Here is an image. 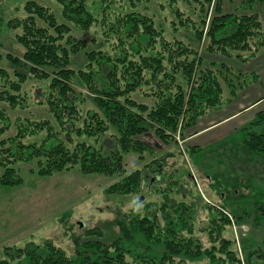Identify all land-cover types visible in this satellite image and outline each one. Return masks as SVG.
<instances>
[{
	"label": "rangeland",
	"instance_id": "obj_1",
	"mask_svg": "<svg viewBox=\"0 0 264 264\" xmlns=\"http://www.w3.org/2000/svg\"><path fill=\"white\" fill-rule=\"evenodd\" d=\"M28 1L45 7L59 24L68 27L69 32L60 41L61 46L69 50V64L63 68L74 70L76 74L89 72L91 66L98 69L99 65L89 62L90 55L112 54L114 37L109 25L130 13L152 18L166 39L183 41L197 51V58L203 65L220 71L228 81H221L226 98H232L230 91L238 92L239 96L247 82L244 78H251L256 67H264L262 2L213 0L205 5L208 14L203 27L202 16L199 17L200 0H84L95 20L85 30L63 17L64 7L57 0H0V160L5 148L12 147L11 140L21 137L26 148L22 150L25 159L27 146L39 148L47 142L49 128L63 139L68 132L64 128L72 124L82 126L81 120L58 123L51 111L48 92L56 78L54 67L36 68L25 59L26 49L19 38L24 35L22 23L32 16L25 9ZM216 5L221 6V14L230 16L258 14L263 29L259 36L250 40V50L233 51L228 55L207 50L210 42L207 31ZM184 18H192L194 22L191 24ZM180 20L186 25L180 24ZM35 21L37 28L53 30L47 20L37 16ZM195 27H203L201 42L195 36ZM94 56L97 58L99 54ZM33 69L42 72L45 69L47 76L35 75ZM178 79L182 81L180 76ZM71 81L77 93L79 114L85 117L90 109L98 111L85 87V80L75 76ZM9 97L13 100H8ZM130 98L149 108L156 103L149 85L132 93ZM179 119L176 132L168 133L172 137L168 142L158 139L153 132L138 137L150 149L142 155L134 151L124 153V170L113 175H85L76 166L42 176L39 163L45 159H16L18 147H14L13 162H7L6 167L0 163V176L11 168L22 183L0 185V259L9 260L11 264H30L26 254L15 257L13 250L25 249L31 244L45 247L50 242L67 258L77 262L87 252L83 244L95 240L88 239V232L95 228L105 235L103 243L120 239L129 263L135 264L136 259H158L164 253V244L158 239L163 240V230L168 226L165 214L170 213L173 216L171 225L178 231L184 227L179 220L184 216V238L199 242L203 250L200 259L187 256L185 263L179 259L176 263L211 264L206 253L214 252L227 264H264V153H251L245 144L252 124L259 118L217 140L212 139L213 135H206L196 143L190 138L200 119L193 127L186 126L184 115ZM145 123L158 126L148 115ZM110 134L99 140L86 136H74L73 140L86 142L97 150L103 143L108 153L115 146ZM135 172H143L137 192L107 193ZM165 204L169 208L163 211ZM147 214H155L159 225L155 237L149 240L133 224L135 217L143 218ZM94 236L98 238L100 234ZM225 247L234 252V260L222 252Z\"/></svg>",
	"mask_w": 264,
	"mask_h": 264
},
{
	"label": "trees",
	"instance_id": "obj_2",
	"mask_svg": "<svg viewBox=\"0 0 264 264\" xmlns=\"http://www.w3.org/2000/svg\"><path fill=\"white\" fill-rule=\"evenodd\" d=\"M57 1L64 7L63 17L82 29H89L95 21L84 0ZM212 1L200 0L199 17L202 16L203 27L207 22L208 14L205 5H210ZM248 1L264 3V0H245V2ZM25 9L32 13L30 20L22 23L24 35L19 38L26 49L25 59L36 68L54 67L56 78L49 86L48 92L51 111L58 123L68 121L71 124L74 120H81L82 126L72 124L64 128L68 132L63 135V139L58 138V132L49 128L47 142L39 148L27 146L25 159H23L22 150L26 148H24L21 137L19 136L20 140H11L12 147L5 148V153L0 160L2 167H6L7 162H13L11 160L14 156L13 149L18 147L15 151L18 156L16 159L28 161L35 157L45 159V162L39 163L42 176L61 173L76 166L85 175L120 173L124 170L122 164L124 153L134 151L142 155L146 149H150L149 145L138 139L141 135L153 132L158 139L168 142L172 138L168 133L176 132L180 116L184 115L183 122L186 126L193 127L198 119L209 112L214 113L221 110L238 96V92L230 91L232 98H226L221 81H228L220 71L203 65L197 58V51L186 46L183 41L177 38L166 39L152 18L138 13L119 17L115 23L109 25L110 33L114 37L111 47L112 54L98 52L94 55L99 54V57L96 58L94 55L88 57L91 59L89 61L91 64L94 62L95 65H99L98 69L91 66L89 72L76 74L74 70L63 68L69 64V50L61 46L60 41L62 36L69 32L68 27L59 24L45 7L39 6L34 1H28ZM181 13L179 11L177 14ZM37 16L47 20L53 30L37 28L35 24ZM179 18L182 19V17ZM184 19L190 21L191 24L194 22L192 18ZM183 21L180 20L179 23L184 25ZM202 29L195 27V36L199 42L204 34ZM262 29L263 23L257 13L230 16L221 14V6L216 5L215 15L210 19L207 31L210 40L207 50L209 52L218 51L223 55H228L233 51L250 50V40L259 36ZM261 45H264V38H262ZM33 73L43 77L47 76L45 69L43 72L33 69ZM75 76L85 80V87L93 97L91 100L94 107L98 109V111L90 109L85 117L79 114L80 109L76 105L77 93L71 86V80ZM178 76L182 81L178 79ZM257 77L256 74H253L251 78L245 77L247 82L242 89L251 85ZM146 85H149L151 95L156 100L152 108L140 105L130 98L132 93ZM146 115L160 128L157 125L155 128L150 123L146 124ZM258 118L259 121L252 124L245 143L251 153H264V113H260ZM109 133L114 139L115 146L108 153H105L103 143L97 150L86 142L73 140L74 136L105 139ZM142 173L131 174L121 184L112 186L107 193L137 192L141 178H143ZM21 183V180L15 178L11 168H7L5 174L0 176V185L18 186ZM162 208L166 211L169 206L165 204ZM135 219L133 224L136 225V230L145 235L148 240L155 237L156 230L159 229L158 218L155 214L151 216L147 214L143 218L138 216ZM172 219L173 216L170 213L165 214L168 226L163 230V240L158 239L164 244V253L161 257L150 260L136 259L135 264H180L175 260L179 259L180 262L185 263L189 257L193 260L203 257L199 242L183 236V232L186 231L184 216L179 218L184 226L179 231L172 227ZM218 232L221 233L222 229ZM95 233H99L100 237L94 236ZM88 235L89 240L91 238L95 240L83 244L87 252L83 253L82 259L77 262L67 258L50 242H47L45 247L31 244L25 249L13 251L16 254L15 257L26 254L30 258V264H132L125 259L126 252L120 239L111 240L109 244L103 243L105 235L99 228L88 232ZM223 249L225 251L222 252L229 255V258L235 259L234 252H229L226 247ZM206 254L211 264L220 262L227 264L225 260H219L214 252ZM0 264L11 263L9 260L0 259ZM232 264L235 263L232 262Z\"/></svg>",
	"mask_w": 264,
	"mask_h": 264
},
{
	"label": "crops",
	"instance_id": "obj_3",
	"mask_svg": "<svg viewBox=\"0 0 264 264\" xmlns=\"http://www.w3.org/2000/svg\"><path fill=\"white\" fill-rule=\"evenodd\" d=\"M253 72L257 79L236 99L221 110L200 118L190 138L192 141L196 143L206 135H213L212 139L217 140L225 134L234 133L243 125L253 123L260 113H264V67H256Z\"/></svg>",
	"mask_w": 264,
	"mask_h": 264
}]
</instances>
